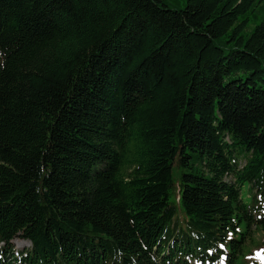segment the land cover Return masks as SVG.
<instances>
[{"label": "trees", "instance_id": "16d2710c", "mask_svg": "<svg viewBox=\"0 0 264 264\" xmlns=\"http://www.w3.org/2000/svg\"><path fill=\"white\" fill-rule=\"evenodd\" d=\"M256 231L264 0H0V264H239Z\"/></svg>", "mask_w": 264, "mask_h": 264}, {"label": "rangeland", "instance_id": "374dc122", "mask_svg": "<svg viewBox=\"0 0 264 264\" xmlns=\"http://www.w3.org/2000/svg\"><path fill=\"white\" fill-rule=\"evenodd\" d=\"M186 0H168V5L171 8H182L185 5ZM263 14H260L259 17H261ZM253 26L250 25L245 31L244 33H247V31H249ZM178 172L175 171L174 175H173V179H174V184L175 186L177 185L178 182ZM241 195L242 198L245 202L249 203V198H250V194L248 191V186L247 184H244L242 186L241 189ZM172 201H174V196L172 197ZM175 202V201H174ZM175 205L177 206V216L181 217L182 215V209L179 205V202H175ZM252 238V242L249 243L248 245V250H245L244 255L242 257H240L239 259V264H248L249 263H255V264H261L262 260L261 259H257L258 256V251L262 248V238L263 235L261 233V231H256L254 232V234L251 235ZM12 245L14 247V251H21L23 249H28L30 247V243L27 240H23L20 238H16L12 241ZM196 264V263H195Z\"/></svg>", "mask_w": 264, "mask_h": 264}, {"label": "snow or ice", "instance_id": "6c2138e0", "mask_svg": "<svg viewBox=\"0 0 264 264\" xmlns=\"http://www.w3.org/2000/svg\"><path fill=\"white\" fill-rule=\"evenodd\" d=\"M221 247H223V245H221Z\"/></svg>", "mask_w": 264, "mask_h": 264}]
</instances>
